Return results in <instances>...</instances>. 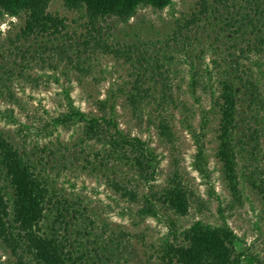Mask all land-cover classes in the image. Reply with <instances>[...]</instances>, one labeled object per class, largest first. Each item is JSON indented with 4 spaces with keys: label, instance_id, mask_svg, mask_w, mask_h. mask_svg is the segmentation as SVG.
<instances>
[{
    "label": "rangeland",
    "instance_id": "rangeland-1",
    "mask_svg": "<svg viewBox=\"0 0 264 264\" xmlns=\"http://www.w3.org/2000/svg\"><path fill=\"white\" fill-rule=\"evenodd\" d=\"M234 3L246 9L242 1ZM199 11L197 0H173L161 11L141 8L127 23L106 19L90 26L84 11H69L61 0H54L48 12L65 20V30L55 38L28 39L20 36L23 17L0 14V132L47 161L56 189L82 214L75 226L84 236L90 263L166 264L160 249L173 242L170 223L179 230L196 221L213 226L226 221L242 240V249L264 262L263 204L253 187L264 186V55L253 50L250 30L239 37L234 29L223 27L219 15H227L222 7L219 15L208 17ZM226 76L236 85L240 79L251 80L261 94L257 106L245 96L241 100L239 201L215 156L212 98L217 82ZM136 80L154 96L166 86L173 100L164 114L175 135L172 145L158 135L154 103L140 116L128 106L126 95ZM102 101L114 107L122 133L146 142L157 156L155 190L165 189L174 176L191 189L194 198L186 217H138L139 204L122 200L104 174L87 166L102 147L85 140L82 125L59 127L50 136L42 130L50 118L65 113L69 103L89 117H100L105 111L99 108ZM193 134H203L205 176L195 169ZM0 183L4 185L3 179ZM0 264H15L1 243Z\"/></svg>",
    "mask_w": 264,
    "mask_h": 264
},
{
    "label": "trees",
    "instance_id": "trees-1",
    "mask_svg": "<svg viewBox=\"0 0 264 264\" xmlns=\"http://www.w3.org/2000/svg\"><path fill=\"white\" fill-rule=\"evenodd\" d=\"M52 1L0 0V14L11 19L24 18V28L20 32L23 39L55 38L65 30L66 24L63 18L48 12ZM61 1L69 11H84L90 26L106 19L127 23L141 8L161 11L173 3V0ZM197 1L200 16L219 15L222 7L227 15H219L223 27L234 29L239 37L250 30L255 37L253 50L264 55V0ZM236 1L245 3L246 9L240 5L235 7ZM238 66L236 63L232 67L234 73H237ZM234 81L226 76L217 82L218 91L213 94L212 109L217 116L215 156L233 197L239 201L238 150L241 141L237 129L241 100L245 96L251 106H257L261 102V94L251 80L240 79L239 85ZM142 86L139 80L131 86L126 95L128 106L135 116H140L147 104L154 103L158 135L172 145L175 135L164 114L165 105L173 104V100L166 92V86H162L163 90L157 97L151 94L150 88ZM99 108L101 111L108 108V112L103 111L100 117H89L69 103L67 111L50 118L42 130L50 136L59 127L82 125L85 140L102 147V152L94 154L93 162H87V166L104 174L108 186L122 200L139 204L138 217L158 218L162 213L171 214L176 219L186 217L194 198L191 189L174 176L165 189L155 190L153 183L159 164L155 153L146 142L122 133L115 120L113 106L107 107V103L102 101ZM203 118L202 130L207 126V118ZM193 135L196 143L195 169L205 176L203 134ZM47 166V161H43L37 152L28 153L25 147H17L0 132V179L4 182V185L0 183V243L15 259V264H93L83 245L84 236L75 226V221L82 218V214L74 209V203L60 195L47 173ZM109 172L111 175L107 174ZM253 187L259 192L264 212V186L253 184ZM170 228L173 242L160 249L161 260L166 264H264L257 256L242 249V240L226 221L220 226L196 221L179 230H175L171 222Z\"/></svg>",
    "mask_w": 264,
    "mask_h": 264
}]
</instances>
